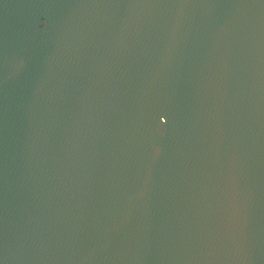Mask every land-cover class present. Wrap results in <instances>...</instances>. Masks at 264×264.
<instances>
[{"label": "water", "instance_id": "water-1", "mask_svg": "<svg viewBox=\"0 0 264 264\" xmlns=\"http://www.w3.org/2000/svg\"><path fill=\"white\" fill-rule=\"evenodd\" d=\"M0 264H264V0H0Z\"/></svg>", "mask_w": 264, "mask_h": 264}]
</instances>
